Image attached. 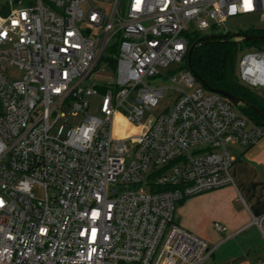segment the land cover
<instances>
[{
    "label": "built area",
    "instance_id": "1",
    "mask_svg": "<svg viewBox=\"0 0 264 264\" xmlns=\"http://www.w3.org/2000/svg\"><path fill=\"white\" fill-rule=\"evenodd\" d=\"M249 14L263 20L264 0H10L0 9V264H206L214 248L176 220L177 204L235 183L229 144H255L264 125L189 69L188 28ZM176 62L185 68L162 71ZM237 73L264 93V49L243 50ZM96 75L106 84L87 83ZM170 89L168 109L143 119ZM120 111L137 128L121 138Z\"/></svg>",
    "mask_w": 264,
    "mask_h": 264
},
{
    "label": "crops",
    "instance_id": "2",
    "mask_svg": "<svg viewBox=\"0 0 264 264\" xmlns=\"http://www.w3.org/2000/svg\"><path fill=\"white\" fill-rule=\"evenodd\" d=\"M233 145L235 183L186 199L179 221L214 248L206 264H264V135L249 147Z\"/></svg>",
    "mask_w": 264,
    "mask_h": 264
},
{
    "label": "trees",
    "instance_id": "3",
    "mask_svg": "<svg viewBox=\"0 0 264 264\" xmlns=\"http://www.w3.org/2000/svg\"><path fill=\"white\" fill-rule=\"evenodd\" d=\"M245 32L263 34L264 29L251 28ZM195 41L198 43L192 55V63L196 73L211 87L245 98L250 103L256 104L264 113V93H260L242 83L237 73L239 57L244 45L253 47L260 40H236L229 34L201 35L199 31H195L194 34H189L190 45ZM238 106L243 114L257 124L264 125V116L257 110L244 104ZM160 189H164V187H160Z\"/></svg>",
    "mask_w": 264,
    "mask_h": 264
},
{
    "label": "rangeland",
    "instance_id": "4",
    "mask_svg": "<svg viewBox=\"0 0 264 264\" xmlns=\"http://www.w3.org/2000/svg\"><path fill=\"white\" fill-rule=\"evenodd\" d=\"M9 1L10 0H0V9L4 6H8ZM195 27H196V24L194 22L190 23L188 30L191 33V35L194 34V28ZM251 28L252 29H264V19L260 20L259 22L254 23V24L242 23V24H238V25L233 24L231 20H228L221 25H214L212 28H210L206 31H199V32L201 35H207V34H217V35L223 34V35H225V34H229L231 36V34L234 32H245ZM235 39L240 40L238 38H235ZM253 47L254 48H252V46L244 45L243 50H250V49H256V48L264 49V40L258 41L257 43L254 44ZM240 56H241V53H240ZM239 59H240V57H239ZM102 66H105V65L102 64ZM184 68L185 67H183L181 63L176 62V63L171 64L167 68L163 69L162 71L164 73H167L168 70L172 69L174 73H178L181 69H184ZM8 74L12 78H18V77L23 76V71L14 67V66H10L8 69ZM145 81L148 83H151L152 85H173V82L171 81V79L169 77H167V78L166 77L165 78L164 77H162V78L147 77L145 79ZM87 83L90 85H92V84L104 85V84H106V77L103 75H96V76H93V77L87 79ZM175 97H176L175 90L170 89L169 94L167 96L163 97V99L160 101V103L156 107H154L151 111L147 112L143 119H145L150 114L159 115V114L163 113L164 111H166L168 109L169 105L172 104ZM89 99L91 101L90 111L97 113L99 111L98 107H99V104L101 101V96L100 95H92ZM235 106L238 108L239 112L242 113L239 106L237 104H235ZM72 119L74 120L75 123H77L79 117H73L72 116ZM114 125H115V136L119 137V138L131 135L137 131L136 126L132 122L129 121V119L127 118L126 113L124 111H120L119 113L116 114V116L114 117ZM237 146H239V145H237ZM198 147H200V146H196L195 148H198ZM233 147H234V145L229 144L230 149ZM152 167H151V170H153ZM147 177H148V174H145V178H147ZM144 188L146 190H149V187H147L146 185H144ZM51 192H52V190H51ZM36 193L39 196H44V189L37 188ZM185 203H186V200L184 203L180 202L177 204L176 220L179 223H180V221H179L180 217L179 216L184 218V215L182 214V211L180 213V210H178V209H180V207L182 205H184ZM194 233L198 234L196 232H194ZM213 260H214L213 257L212 258L210 257L209 261H213ZM217 262H218V260H216V263ZM125 264H139V263H137V262H126Z\"/></svg>",
    "mask_w": 264,
    "mask_h": 264
},
{
    "label": "water",
    "instance_id": "5",
    "mask_svg": "<svg viewBox=\"0 0 264 264\" xmlns=\"http://www.w3.org/2000/svg\"><path fill=\"white\" fill-rule=\"evenodd\" d=\"M16 2H18L19 0H15ZM261 20V17L259 14H249V15H238V16H233L231 18V21L233 24H242V23H249V24H254L256 22H259ZM232 37L234 38H242V39H246V40H263L264 39V33L263 34H249L247 32H234L231 34ZM197 41L193 42L190 47H189V51H188V58H187V62H188V67L189 69L196 75V77L199 79L200 82H202L209 90L212 91H216L219 92L223 95H225L226 97H228L233 103L239 105V104H244V105H248L251 106L252 108H254L255 110H257L261 115L264 116V113L258 108V106L254 103H250L247 99L242 98L236 94H233L231 92H227L221 89H215L213 87H211L200 75H198L193 67V63H192V55L193 52L197 46Z\"/></svg>",
    "mask_w": 264,
    "mask_h": 264
}]
</instances>
